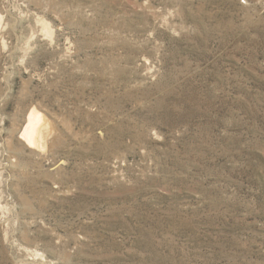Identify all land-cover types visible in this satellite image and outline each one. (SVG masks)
<instances>
[{
  "label": "rangeland",
  "instance_id": "obj_1",
  "mask_svg": "<svg viewBox=\"0 0 264 264\" xmlns=\"http://www.w3.org/2000/svg\"><path fill=\"white\" fill-rule=\"evenodd\" d=\"M0 264H264V0H0Z\"/></svg>",
  "mask_w": 264,
  "mask_h": 264
},
{
  "label": "bare ground",
  "instance_id": "obj_2",
  "mask_svg": "<svg viewBox=\"0 0 264 264\" xmlns=\"http://www.w3.org/2000/svg\"><path fill=\"white\" fill-rule=\"evenodd\" d=\"M40 116L34 111H31L28 114V122L23 133L26 135V139L29 143H38L41 141L40 126L43 122L41 121Z\"/></svg>",
  "mask_w": 264,
  "mask_h": 264
}]
</instances>
